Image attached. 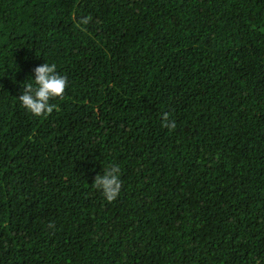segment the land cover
Returning <instances> with one entry per match:
<instances>
[{
  "label": "trees",
  "instance_id": "1",
  "mask_svg": "<svg viewBox=\"0 0 264 264\" xmlns=\"http://www.w3.org/2000/svg\"><path fill=\"white\" fill-rule=\"evenodd\" d=\"M0 264H264V0H0Z\"/></svg>",
  "mask_w": 264,
  "mask_h": 264
},
{
  "label": "clouds",
  "instance_id": "2",
  "mask_svg": "<svg viewBox=\"0 0 264 264\" xmlns=\"http://www.w3.org/2000/svg\"><path fill=\"white\" fill-rule=\"evenodd\" d=\"M55 63L44 62L34 68V78L27 79L22 94L18 97L19 104L31 115L40 117L51 113L55 107L51 103L53 99L64 95L68 86L67 77L56 70ZM164 126L174 128L169 122L167 114L163 116ZM100 191L107 202L115 201L121 192V168L119 165H107L101 174L96 175L92 184Z\"/></svg>",
  "mask_w": 264,
  "mask_h": 264
}]
</instances>
